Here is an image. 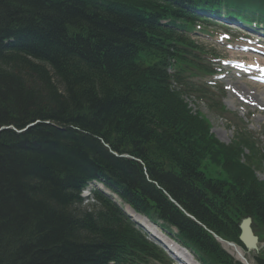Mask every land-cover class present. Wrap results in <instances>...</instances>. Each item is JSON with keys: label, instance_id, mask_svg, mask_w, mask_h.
I'll return each instance as SVG.
<instances>
[{"label": "trees", "instance_id": "obj_1", "mask_svg": "<svg viewBox=\"0 0 264 264\" xmlns=\"http://www.w3.org/2000/svg\"><path fill=\"white\" fill-rule=\"evenodd\" d=\"M222 9L264 16V0H0V127L50 121L0 130V264L164 263L106 198L97 210L79 207L77 191L93 177L178 227L203 264H240L140 163L102 142L141 159L151 179L223 237L238 242L248 215L264 232L256 174L264 150L241 126L221 142L186 100L226 111L195 80L214 70L210 52L187 34L196 10Z\"/></svg>", "mask_w": 264, "mask_h": 264}, {"label": "rangeland", "instance_id": "obj_2", "mask_svg": "<svg viewBox=\"0 0 264 264\" xmlns=\"http://www.w3.org/2000/svg\"><path fill=\"white\" fill-rule=\"evenodd\" d=\"M211 29L218 32L217 35H200L199 32H196L195 34L193 33V36H195V40L200 45H203L206 50L213 55V59H215V56L218 57V62H214V60L212 61L213 66L217 69V73L213 78H215L225 89L223 104L225 105L227 112L224 115H219L218 113L211 112L207 108L206 103L199 101L197 98L187 97V100L192 108L200 110L203 115L210 120L212 124V132L222 142L228 143L232 140L236 130L235 124L237 123L239 125H245L251 133H255V135L259 136L258 143L264 149V88H261L260 85L252 84L253 81L249 76L234 72L232 71L233 69L231 66L223 64L224 62H228L235 58L245 59L249 65L250 63L253 64L252 60L255 58L251 59L248 55L236 53L238 51L231 50L227 45H234L235 38H238L243 34L253 35L255 38L260 37L261 31L257 32L253 29V32H249L253 34H249L247 30L243 29V32L239 34L235 31L230 32L225 29H217L213 24ZM220 33H226V35H228L227 38L230 37L231 40L229 41L226 37L221 36ZM222 38H224L223 43L220 42ZM224 42H227L228 44ZM220 69L222 70L220 71ZM210 80V77L204 78V82ZM211 89L214 90L216 88ZM253 91H255V93L257 92L258 95H249L248 92ZM253 96L256 97L255 99L257 100H254ZM258 176L264 179V170H260ZM261 241L263 242L264 239L261 238ZM262 247L260 248L261 250L259 249L260 254L256 251L247 252L246 255L252 263L254 262L256 254H264V244Z\"/></svg>", "mask_w": 264, "mask_h": 264}, {"label": "bare ground", "instance_id": "obj_3", "mask_svg": "<svg viewBox=\"0 0 264 264\" xmlns=\"http://www.w3.org/2000/svg\"><path fill=\"white\" fill-rule=\"evenodd\" d=\"M264 52V51H263ZM254 84V83H252ZM256 85H260L261 88H264V85L261 84H256ZM249 95L251 94H257V92L255 93V91L253 92H248ZM254 100L256 97H254ZM264 100V98H263ZM127 211L130 212L132 214V216L135 218V220H137L144 228H146L151 235L158 239L160 242L165 243L167 247H169V249L173 250V251H177L176 253L178 254L179 257H181L180 253L183 255V258L188 259V260H192V258L188 255L187 251L184 250L183 248H180L178 245H176L173 241H171L164 233H162L159 229H157L152 223H150V221L137 214L136 212H134L131 208L126 207ZM224 246L237 258V259H243V251L241 248L239 247H235V246H228V244L224 243Z\"/></svg>", "mask_w": 264, "mask_h": 264}, {"label": "water", "instance_id": "obj_4", "mask_svg": "<svg viewBox=\"0 0 264 264\" xmlns=\"http://www.w3.org/2000/svg\"><path fill=\"white\" fill-rule=\"evenodd\" d=\"M250 224H251V219L250 218H247L242 223V225H241V228H242L241 239L245 243L247 248H249V249H251V248L258 249V247H257L258 239L252 233V229H251Z\"/></svg>", "mask_w": 264, "mask_h": 264}]
</instances>
